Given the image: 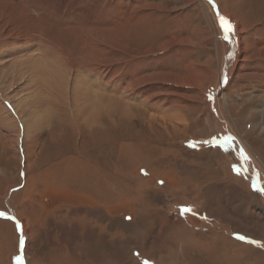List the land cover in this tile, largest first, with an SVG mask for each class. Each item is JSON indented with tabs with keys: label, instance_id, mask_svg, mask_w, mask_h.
<instances>
[{
	"label": "rangeland",
	"instance_id": "1",
	"mask_svg": "<svg viewBox=\"0 0 264 264\" xmlns=\"http://www.w3.org/2000/svg\"><path fill=\"white\" fill-rule=\"evenodd\" d=\"M92 2L76 8L112 18L102 0ZM115 5L131 19L113 29L98 58L111 84L73 72L58 75L68 95L40 94L33 76L0 87V101L16 95L22 108L45 100L31 108L40 121L34 139L0 110V264H264V0ZM218 16L234 27L226 82L233 43ZM4 23L0 67L24 60L25 46ZM85 78L114 98L107 109L97 102L89 125L71 104V87ZM129 85L138 88L127 93ZM238 140L255 158L257 188Z\"/></svg>",
	"mask_w": 264,
	"mask_h": 264
},
{
	"label": "bare ground",
	"instance_id": "2",
	"mask_svg": "<svg viewBox=\"0 0 264 264\" xmlns=\"http://www.w3.org/2000/svg\"><path fill=\"white\" fill-rule=\"evenodd\" d=\"M86 1H89L88 4L92 2V0H85L84 2L79 0L78 3H75L74 0H65V4L60 6L61 1H55V3L53 0H0V19H3L5 22L3 26L6 27V32L10 34L12 39L19 42V45L25 46L21 51V53L24 52V60L9 59V62H12L11 65L7 64L0 67V87L5 88V90L11 89L14 84L18 82V80L20 81L26 77L33 76L34 78L32 77L31 81L29 80L30 84L33 85L31 87L37 88L40 94L46 93L47 91L50 92V90L52 94V91L57 89L58 91L62 90V94H65L66 92L68 95L69 91L67 90V87L61 79H58V77L65 75L67 78V75L70 76L73 72L81 75L86 72V74H88L87 78H89V75H94V77L96 76V78L98 77L104 82V86L111 84L113 82L111 80L112 72L110 70H106V67L101 66V61L99 62L98 58L101 57L103 51L107 49L108 40L111 37L110 34L113 32V29L118 30L123 23L125 25V23L131 19V13L128 9L120 8L115 10L116 0L108 2L110 6L107 4L105 5L104 1L107 3V0H102L103 5H101V8L99 9H104L107 13L110 12L107 16L112 18L102 17L103 19H96L95 14L82 15V13L78 11L77 5H81L82 3L84 4ZM95 1L96 0H93L94 3ZM93 2L92 4H94ZM96 3L98 4V2ZM43 4L44 6L47 5L49 10H46V7L43 8ZM95 9L97 10V7H95ZM72 11L74 17H67L69 14H72ZM38 14L44 15L45 17L35 16ZM57 16L64 19L67 17L68 20L65 19V21H60L58 20L59 18L54 19ZM46 21H48V23ZM64 36H66V38H64ZM65 40H70L73 43L70 44V49H66L67 46L64 47L62 44L63 41L66 42ZM232 40L234 41L233 37H231V41ZM78 42L81 44H76ZM29 43L36 44L35 49H32L31 47L33 46ZM40 44H42V47L45 50H48V52L50 51L49 53L52 56L49 53L46 56L47 53L45 50L42 54L45 58L40 57L38 53L36 54L35 52L40 51L37 47ZM229 45L230 51L228 56L225 58L227 64L222 73V82L227 81L229 77L228 70H231V62L233 61V58H235L236 54L234 48L235 44L233 43ZM28 51L29 53L32 51L36 55H29L27 54ZM20 57L22 56H18V58ZM108 71L110 72L107 73ZM59 73H61L62 76H58ZM2 74H5V77ZM4 79H7V81ZM85 80L87 79L85 78ZM139 83L140 82H138V84ZM95 84H91L87 80V83L76 82L73 87H71L73 94L71 104H73V107H79L81 109L78 113V118H82L81 121H84L87 125L95 122V118L98 116L97 108H99V104L104 105V108L107 109L108 105H110L114 99L109 96L108 94L110 93H107L106 91L105 92L108 96L102 97L101 95L103 94V90H105V88L102 89L101 87L104 86ZM135 87L137 86L129 85L125 88V90L127 93H130V91H132ZM48 88H50V90H48ZM98 88H100V90ZM5 96L9 95L7 94ZM5 96L3 95L4 98ZM13 96L14 95H12L10 99L3 98V102L0 101V110L7 114L5 119L9 121L10 127L12 126L17 129L18 134L21 133L23 136H27L30 133L32 135V139L36 138L35 134L39 130L40 121L33 118L32 115L35 111L31 108L36 105L40 108L39 106H41V104L45 106L44 98L40 97L41 99L39 98L40 100L37 101V104L35 102H33L32 105L30 103L25 104L22 108L15 100L16 95L15 97ZM97 102L99 104H97ZM3 103H6L7 107L9 103L11 104L13 107L12 114L7 112L8 109H5ZM28 116H30L29 119L27 118ZM236 143L239 148L242 149V152L244 151V155L242 154L244 157L242 159H244L245 162H242L248 164V168H251V176L249 178H252V181L255 182L256 170H254L255 168L253 164L255 163V158L249 153L246 145L241 140H238ZM29 156L28 158L33 157L31 153ZM22 157H24V155H22ZM244 169L246 170V167ZM256 169H260L257 164ZM257 186L258 184L256 182L255 187L257 188ZM263 258L260 260V263L264 262Z\"/></svg>",
	"mask_w": 264,
	"mask_h": 264
},
{
	"label": "snow or ice",
	"instance_id": "3",
	"mask_svg": "<svg viewBox=\"0 0 264 264\" xmlns=\"http://www.w3.org/2000/svg\"><path fill=\"white\" fill-rule=\"evenodd\" d=\"M218 20L220 21V25L225 33L224 39L231 42V37L234 35V27L231 25V23L223 16H218ZM231 139V138H229ZM184 212H190L191 209H184ZM240 239H243V237H240ZM19 260V257H17ZM144 264H148L147 261L144 262Z\"/></svg>",
	"mask_w": 264,
	"mask_h": 264
},
{
	"label": "water",
	"instance_id": "4",
	"mask_svg": "<svg viewBox=\"0 0 264 264\" xmlns=\"http://www.w3.org/2000/svg\"><path fill=\"white\" fill-rule=\"evenodd\" d=\"M243 160V159H242ZM243 167V166H242ZM242 170H245L244 168H242ZM246 171V170H245ZM251 183H253L254 185H255V183H256V181L255 182H253V181H251Z\"/></svg>",
	"mask_w": 264,
	"mask_h": 264
}]
</instances>
